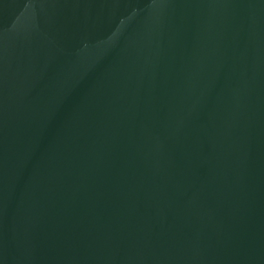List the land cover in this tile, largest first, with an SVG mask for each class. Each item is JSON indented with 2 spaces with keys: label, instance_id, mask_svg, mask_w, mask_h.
Instances as JSON below:
<instances>
[{
  "label": "water",
  "instance_id": "water-1",
  "mask_svg": "<svg viewBox=\"0 0 264 264\" xmlns=\"http://www.w3.org/2000/svg\"><path fill=\"white\" fill-rule=\"evenodd\" d=\"M0 264H264V0H0Z\"/></svg>",
  "mask_w": 264,
  "mask_h": 264
}]
</instances>
